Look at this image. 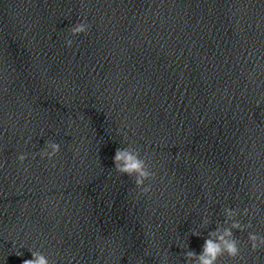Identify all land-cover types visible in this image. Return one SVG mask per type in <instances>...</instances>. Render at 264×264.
Returning <instances> with one entry per match:
<instances>
[{"label":"clouds","instance_id":"obj_1","mask_svg":"<svg viewBox=\"0 0 264 264\" xmlns=\"http://www.w3.org/2000/svg\"><path fill=\"white\" fill-rule=\"evenodd\" d=\"M90 29V25L87 22H79L71 27L70 31L73 36L80 34H87ZM66 46L71 48L73 45L72 39H66ZM60 152V145L56 142L46 141L45 148L39 153L41 158H47L52 160ZM28 158L27 154H20L17 160L23 164ZM114 168L116 172L134 177V183L137 188L141 190V193L147 195L151 192V184L145 185V181H151L155 179V172L151 171L150 164L147 158H141L138 149L133 147L117 148L113 158ZM27 170V169H25ZM239 214V209L225 208L224 215L226 217L224 224L227 227L217 226L214 231L208 233V238L205 240L202 246V252L200 254L194 251H186L184 253L186 264H217L218 259L227 255L230 258L236 259L240 256V241L234 237L233 229L241 232L248 228H252L251 222L242 224L236 219ZM244 215H248V209H244ZM229 222H231L229 224ZM209 223L205 218L204 225ZM198 236V234L193 233ZM248 242L251 245L253 252L257 251L261 247H264V236L258 235L255 232L248 233ZM32 259L23 260L22 264H52L48 257L39 251H31ZM167 254L163 256V264H167ZM138 264H143L141 259Z\"/></svg>","mask_w":264,"mask_h":264}]
</instances>
